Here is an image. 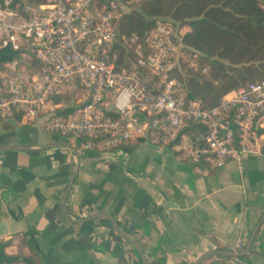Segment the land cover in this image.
Instances as JSON below:
<instances>
[{"label":"crops","instance_id":"0c3cea01","mask_svg":"<svg viewBox=\"0 0 264 264\" xmlns=\"http://www.w3.org/2000/svg\"><path fill=\"white\" fill-rule=\"evenodd\" d=\"M38 122L0 124V242L42 264H264V151L220 167L131 139L75 154ZM65 142V141H64ZM264 143V140H263ZM262 143V145H263ZM54 144L47 149L38 148ZM72 183L68 188L70 178ZM203 257V258H202Z\"/></svg>","mask_w":264,"mask_h":264},{"label":"built area","instance_id":"2783aa9c","mask_svg":"<svg viewBox=\"0 0 264 264\" xmlns=\"http://www.w3.org/2000/svg\"><path fill=\"white\" fill-rule=\"evenodd\" d=\"M16 2L0 7V49L11 48L0 62V124L19 115L98 154L131 139L181 145L191 162L214 167L261 148L264 79L213 107L188 98L177 74L195 68L199 54L183 46L185 26L156 18L146 35L120 36L115 0ZM241 248L238 241L234 252Z\"/></svg>","mask_w":264,"mask_h":264},{"label":"trees","instance_id":"16d2710c","mask_svg":"<svg viewBox=\"0 0 264 264\" xmlns=\"http://www.w3.org/2000/svg\"><path fill=\"white\" fill-rule=\"evenodd\" d=\"M121 1L133 5L130 0ZM107 2L102 0V3ZM16 4L12 0V6ZM2 5L3 0H0V7ZM21 15L26 17L23 12ZM156 18L171 21L176 29L185 26L183 46L199 54L195 68L183 64L177 74L185 84L188 98L213 107L238 86L264 79V10L259 0H144L122 14L116 32L120 36L132 33L144 36ZM10 53L9 46L0 49V62ZM203 65L208 66L207 73H202ZM16 118L19 119V115ZM190 129L200 130L196 125ZM261 150L264 151V143ZM6 245L0 242V263L42 264L31 256L6 254Z\"/></svg>","mask_w":264,"mask_h":264},{"label":"water","instance_id":"95a60500","mask_svg":"<svg viewBox=\"0 0 264 264\" xmlns=\"http://www.w3.org/2000/svg\"><path fill=\"white\" fill-rule=\"evenodd\" d=\"M15 1H19V0H15ZM54 144L61 145V146L65 147V148H68V149H70L71 151H73V153L75 154V159H76V164H75V170H76L77 167H78V161H79V154H80V151H79L76 147L71 146L70 144H68L67 142H64V141H58V142H56V143H54ZM54 144H49V145H46V146L40 147V148H38V150H44V149H47V148H49L50 146H52V145H54ZM7 150H24V151H31V149L24 148V147H20V146H1V147H0V153H1V152H4V151H7ZM72 179H73V177L70 178V182H69L68 188L65 190V192H64V194H63V197H62V204L64 203V198H65V196H66V194H67V192H68V189H69V187H70V185H71V183H72ZM263 220H264V212H263V214H262V216H261V219H260L259 223H258L257 226L254 228V230H253V232H252V234H251V237L249 238V240H248V242H247V244H246V246H245V250H244V252H242V253H239V252H209L208 254H205L203 257H205V256H207V255L216 254V253H218V254H223V255H227V256H234V257H243V256H245V255L247 254V252H248V249H249V246H250V244H251V242H252V240H253V237H254V235H255V233H256V231H257V229H258L260 223H261ZM137 249L139 250V252H140V254H141V257H142V259H143V261H144V264H148V263L145 261V259H144V256H143V254H142V251H141L138 247H137ZM203 257H202V258H203ZM199 261H200V259H198L194 264H198Z\"/></svg>","mask_w":264,"mask_h":264},{"label":"rangeland","instance_id":"374dc122","mask_svg":"<svg viewBox=\"0 0 264 264\" xmlns=\"http://www.w3.org/2000/svg\"><path fill=\"white\" fill-rule=\"evenodd\" d=\"M142 1H144V0H130L129 2H132V4L133 5H131V4H128V3H126V2H123V1H121V0H119V2H118V7H119V11H120V13H121V16H122V14H124L125 12H129L132 8H134V7H137V5L140 3V2H142ZM104 4H106V3H102V0H98V6H103ZM120 16V17H121ZM165 18H170L169 16H165ZM120 19V18H119ZM176 23H178L177 21H176ZM179 24V23H178Z\"/></svg>","mask_w":264,"mask_h":264}]
</instances>
